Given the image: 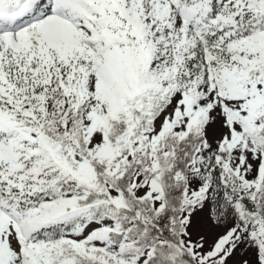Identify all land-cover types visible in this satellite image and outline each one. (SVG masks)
I'll return each mask as SVG.
<instances>
[{"label":"snow or ice","instance_id":"1","mask_svg":"<svg viewBox=\"0 0 264 264\" xmlns=\"http://www.w3.org/2000/svg\"><path fill=\"white\" fill-rule=\"evenodd\" d=\"M0 264H264V0H0Z\"/></svg>","mask_w":264,"mask_h":264}]
</instances>
